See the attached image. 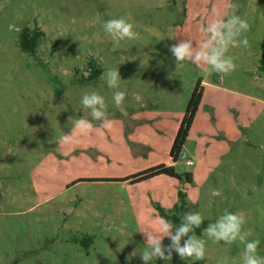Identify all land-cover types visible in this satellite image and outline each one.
Instances as JSON below:
<instances>
[{"label":"rangeland","instance_id":"374dc122","mask_svg":"<svg viewBox=\"0 0 264 264\" xmlns=\"http://www.w3.org/2000/svg\"><path fill=\"white\" fill-rule=\"evenodd\" d=\"M163 2L0 0V264H144L140 231L160 216L182 218L180 194L185 213L204 217L197 236L206 258L187 264H241L242 244L202 235L225 210L245 214L264 256V0ZM229 3L251 26L250 47L229 50L236 69L177 67L170 46L186 38L195 46L200 27ZM120 16L139 37L117 45L102 24ZM25 29L43 32L35 54L21 47ZM108 69H119L127 117L100 78ZM199 81L186 156L174 164L172 144ZM93 90L105 97L112 127L75 130L73 143L59 146L55 137L71 133L75 119H90L80 99ZM158 164L180 178L132 181Z\"/></svg>","mask_w":264,"mask_h":264},{"label":"clouds","instance_id":"9594fccd","mask_svg":"<svg viewBox=\"0 0 264 264\" xmlns=\"http://www.w3.org/2000/svg\"><path fill=\"white\" fill-rule=\"evenodd\" d=\"M158 6H165L163 0ZM226 7L230 11L223 13L216 11L214 18L200 27L202 39L195 41V46L191 38L181 39L178 43L170 46L169 51L175 58L177 67L184 62H190L196 66H205L206 73L224 75L236 69L233 57L228 55L229 50L230 48L248 49L250 47V42L245 34L250 31L251 26L246 19L237 15L238 5L229 3ZM102 28L117 45L121 41L136 40L139 37V33L134 31V24L130 18L125 16L106 20L103 22ZM169 38H176V36ZM88 74L85 73L86 76ZM100 78L106 81L108 88L115 90L112 95L113 104L122 116L127 117L128 111L124 101L128 93L126 89L120 90L119 69H108L103 72ZM136 99L139 100V97L137 96ZM80 103L83 109L88 111L90 119L85 117L75 119L71 133L55 137L59 146L72 144L75 130H79L83 134L92 130L97 124L101 128L112 127L108 104L103 95L94 90L85 92L81 96ZM68 119L72 121L73 118L69 117ZM216 194L213 193V195ZM203 222L204 217L199 212L193 211L184 213L178 226L163 216L156 218L151 230L140 231L146 241V247L140 253L141 260L144 264H150L157 259L169 262L173 258V252L178 254L181 259L204 260L206 258V240L198 237L194 232V229L200 228ZM246 223L243 212L225 210L215 222L208 224L202 235L213 243L222 241L227 245L237 242L242 244L241 264H264V256L258 253L260 241L249 239L252 236V231L245 230ZM165 237L170 240V244L167 246L163 244ZM132 255L135 256L134 252ZM219 264H229V261L225 257L219 261Z\"/></svg>","mask_w":264,"mask_h":264},{"label":"trees","instance_id":"16d2710c","mask_svg":"<svg viewBox=\"0 0 264 264\" xmlns=\"http://www.w3.org/2000/svg\"><path fill=\"white\" fill-rule=\"evenodd\" d=\"M43 35V32L40 30H33L30 31L29 29H25L22 33L21 37V47L24 51L30 53V54H35L36 49L38 47L39 39ZM93 74L91 77L96 78ZM203 85L202 82L199 81L192 93V96L189 100V103L187 105L186 111L184 116L182 117V120L180 122V126L178 128L177 134L174 138L173 144H172V150L170 151V156L173 159V162H177L178 159L183 155L184 151V145L185 142L190 134L193 122L195 120L196 114L199 110L202 97H203ZM169 176L173 177L176 179H179L180 176L176 173L175 168L173 166H168L166 164H158L156 166H152L148 169H145L139 173H136L132 176V181L133 182H142L146 181L149 179H152L157 176ZM188 180L190 178L188 177ZM181 200H182V205L179 207L181 213H185L186 211V204L184 202V194H180ZM163 215H166L164 211H162ZM181 220L180 216H172L171 221L173 223H179ZM202 228H197L194 229V232L196 235H199L201 233ZM183 242V241H182ZM170 243L165 242L164 245L167 246ZM156 264H187L186 260L181 259L178 254L173 252V258L171 261H163L159 260Z\"/></svg>","mask_w":264,"mask_h":264},{"label":"water","instance_id":"95a60500","mask_svg":"<svg viewBox=\"0 0 264 264\" xmlns=\"http://www.w3.org/2000/svg\"><path fill=\"white\" fill-rule=\"evenodd\" d=\"M185 156H186V153H183V155L181 156V158H185Z\"/></svg>","mask_w":264,"mask_h":264},{"label":"built area","instance_id":"2783aa9c","mask_svg":"<svg viewBox=\"0 0 264 264\" xmlns=\"http://www.w3.org/2000/svg\"><path fill=\"white\" fill-rule=\"evenodd\" d=\"M187 163H188V164H192V161L189 160Z\"/></svg>","mask_w":264,"mask_h":264},{"label":"crops","instance_id":"0c3cea01","mask_svg":"<svg viewBox=\"0 0 264 264\" xmlns=\"http://www.w3.org/2000/svg\"><path fill=\"white\" fill-rule=\"evenodd\" d=\"M174 164L176 163V162H173Z\"/></svg>","mask_w":264,"mask_h":264}]
</instances>
